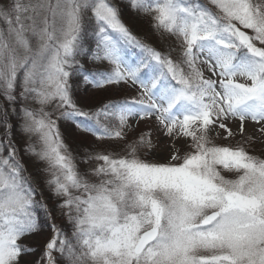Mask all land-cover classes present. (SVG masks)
Here are the masks:
<instances>
[{"label": "snow or ice", "instance_id": "1", "mask_svg": "<svg viewBox=\"0 0 264 264\" xmlns=\"http://www.w3.org/2000/svg\"><path fill=\"white\" fill-rule=\"evenodd\" d=\"M0 264H264V0H0Z\"/></svg>", "mask_w": 264, "mask_h": 264}]
</instances>
